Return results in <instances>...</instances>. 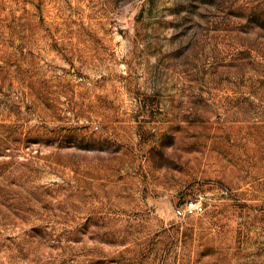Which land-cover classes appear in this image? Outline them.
Here are the masks:
<instances>
[{"label": "rangeland", "instance_id": "374dc122", "mask_svg": "<svg viewBox=\"0 0 264 264\" xmlns=\"http://www.w3.org/2000/svg\"><path fill=\"white\" fill-rule=\"evenodd\" d=\"M0 264H264V0H0Z\"/></svg>", "mask_w": 264, "mask_h": 264}, {"label": "built area", "instance_id": "2783aa9c", "mask_svg": "<svg viewBox=\"0 0 264 264\" xmlns=\"http://www.w3.org/2000/svg\"><path fill=\"white\" fill-rule=\"evenodd\" d=\"M205 211V204L200 200L187 201L174 209L177 217H185L196 214H202Z\"/></svg>", "mask_w": 264, "mask_h": 264}]
</instances>
